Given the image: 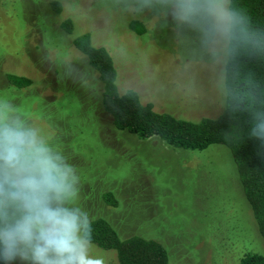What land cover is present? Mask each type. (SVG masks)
Masks as SVG:
<instances>
[{"label":"rangeland","instance_id":"rangeland-1","mask_svg":"<svg viewBox=\"0 0 264 264\" xmlns=\"http://www.w3.org/2000/svg\"><path fill=\"white\" fill-rule=\"evenodd\" d=\"M129 2L0 0V99L75 165L79 203L121 238L160 242L170 264H239L246 253L264 254L226 146L171 148L158 137L117 130L102 109L98 73L73 43L84 33L111 55L119 92L135 90L156 111L198 120L218 115L224 100L216 67L181 40L171 22L134 12ZM8 74L30 84L16 88ZM110 192L115 204L105 199ZM90 252L119 264L114 250L93 244Z\"/></svg>","mask_w":264,"mask_h":264},{"label":"clouds","instance_id":"clouds-1","mask_svg":"<svg viewBox=\"0 0 264 264\" xmlns=\"http://www.w3.org/2000/svg\"><path fill=\"white\" fill-rule=\"evenodd\" d=\"M137 13L171 22L178 37L217 69L222 97L233 109L252 107L256 84L243 60L264 55V30L232 0H130ZM250 135L264 142V112H255ZM75 165L38 127L0 99V262L105 264L93 256V221L79 203Z\"/></svg>","mask_w":264,"mask_h":264},{"label":"trees","instance_id":"trees-1","mask_svg":"<svg viewBox=\"0 0 264 264\" xmlns=\"http://www.w3.org/2000/svg\"><path fill=\"white\" fill-rule=\"evenodd\" d=\"M59 9L58 2H52ZM232 6L245 13L254 28L264 30V0H232ZM138 21V20H136ZM132 27L140 29L133 20ZM62 29L71 30V22L64 21ZM74 45L98 73L102 84L101 107L112 118L117 130L135 134L141 139L158 137L171 148L202 150L212 144L226 146L234 159L245 198L252 210L258 231L264 242V142L250 135L255 112H264V55L242 61V74H252L256 84V102L252 107L233 109L224 99L221 111L214 117L198 120L179 118L156 111L150 103H143L132 89L123 93L117 87V71L107 49L92 44L88 33L73 39ZM8 81L16 88L30 84L27 78L13 74ZM111 192L106 201L115 204ZM93 221V244L114 250L119 264H170L166 248L158 241L139 235L121 238L104 218ZM3 264V262H0ZM239 264H264V254L246 253Z\"/></svg>","mask_w":264,"mask_h":264}]
</instances>
